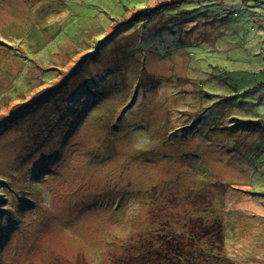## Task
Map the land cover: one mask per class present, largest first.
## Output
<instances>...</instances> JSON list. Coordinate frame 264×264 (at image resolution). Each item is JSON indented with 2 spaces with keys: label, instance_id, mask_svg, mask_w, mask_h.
<instances>
[{
  "label": "rangeland",
  "instance_id": "obj_1",
  "mask_svg": "<svg viewBox=\"0 0 264 264\" xmlns=\"http://www.w3.org/2000/svg\"><path fill=\"white\" fill-rule=\"evenodd\" d=\"M145 242L264 264V0H0V264Z\"/></svg>",
  "mask_w": 264,
  "mask_h": 264
},
{
  "label": "trees",
  "instance_id": "obj_2",
  "mask_svg": "<svg viewBox=\"0 0 264 264\" xmlns=\"http://www.w3.org/2000/svg\"><path fill=\"white\" fill-rule=\"evenodd\" d=\"M202 219H204V218H202ZM219 235H221V237H222V232H219ZM191 244L194 245V247L190 246L191 250H194V252L193 251H190L189 254H194V258L193 259L185 258V256H183V257L174 258V259L172 258L170 260V258L167 259V256H165V252H158V251H156L155 254H157V256L156 257L153 256L154 258L152 257L153 258L152 259V263L153 264H159V263L160 264H163L165 262V260L167 259V261H169L170 264H185L184 261H186V262L187 261H190L191 264H194L195 263L194 260L196 259V257L197 256H200L201 257V261H202L203 264H219L218 262H215L205 251H202L201 252L200 249H197L196 248V245H197L196 243H192L191 242ZM203 244L205 246H206V244L208 245V243L206 242V240L203 241ZM220 244H221V242L219 243V245ZM142 246H143V249H142V252H141L140 255H137L135 253L125 255V257L120 260V263L121 264H130V262H132V260L139 259L140 257H141V263L140 264L147 263L146 260H147V258H150L149 255L151 253H153V250L150 249V247L146 244V242L144 244H142ZM202 246L203 245H201V248H202ZM127 262H129V263H127ZM136 262H137V260H136Z\"/></svg>",
  "mask_w": 264,
  "mask_h": 264
}]
</instances>
